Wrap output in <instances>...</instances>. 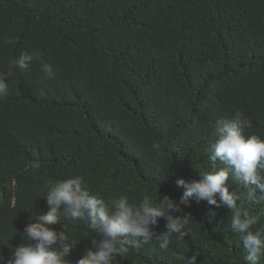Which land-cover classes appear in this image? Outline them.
<instances>
[{
    "label": "trees",
    "instance_id": "trees-1",
    "mask_svg": "<svg viewBox=\"0 0 264 264\" xmlns=\"http://www.w3.org/2000/svg\"><path fill=\"white\" fill-rule=\"evenodd\" d=\"M34 51L55 78L44 79L40 61L13 68L0 97L3 264L29 243L23 230L48 211L57 181L80 175L105 199L178 202L177 179L223 167L208 151L218 119L239 110L251 121L245 134L264 138V0H0V73ZM242 202L260 214L253 231L264 226V202ZM182 208L192 215L184 240L173 236L167 251L143 244L114 264H183L176 254L197 249V264H246L230 209L195 199ZM51 227L80 240L73 264L99 238L82 220Z\"/></svg>",
    "mask_w": 264,
    "mask_h": 264
},
{
    "label": "clouds",
    "instance_id": "clouds-1",
    "mask_svg": "<svg viewBox=\"0 0 264 264\" xmlns=\"http://www.w3.org/2000/svg\"><path fill=\"white\" fill-rule=\"evenodd\" d=\"M39 51L21 52L8 65V71L0 73V97L8 92V77L12 69L24 72L34 61H40L44 79H54L56 70L51 63L42 60ZM251 121L239 110L231 118H220L215 123L216 139L208 149L210 161L220 162L218 170L200 172L201 179H177V186L185 191L179 201L169 196L157 200L147 193L138 203L130 202L126 195L105 199L100 193H93L83 176L77 175L57 181L49 187L46 198L48 211L30 221L23 230L29 243H22L13 249L7 264H73L68 259L80 240L70 237L65 227L56 230L51 227L63 218L82 220L99 237L91 240L92 247L75 264H114L117 257H125L132 250H139L143 244L155 241L159 248L167 251L177 240L189 235L192 215L183 212L182 206L190 201H207L217 208L230 209L229 225L239 235L245 252L246 264H260L264 260V226L255 228L260 214H251L244 207L243 200L259 204L264 202V138L246 135ZM158 148L159 145H154ZM243 186L245 193L230 191L228 181ZM160 218L166 220L165 231L157 232ZM199 249L191 256L183 252L176 254L183 264H197ZM4 257L0 259L3 264Z\"/></svg>",
    "mask_w": 264,
    "mask_h": 264
}]
</instances>
